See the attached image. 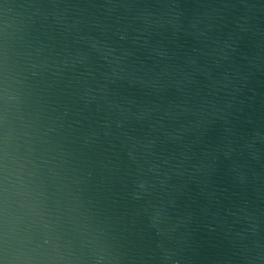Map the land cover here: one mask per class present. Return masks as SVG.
<instances>
[{"label":"water","instance_id":"obj_1","mask_svg":"<svg viewBox=\"0 0 264 264\" xmlns=\"http://www.w3.org/2000/svg\"><path fill=\"white\" fill-rule=\"evenodd\" d=\"M0 264H264V0H0Z\"/></svg>","mask_w":264,"mask_h":264}]
</instances>
